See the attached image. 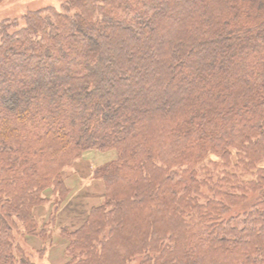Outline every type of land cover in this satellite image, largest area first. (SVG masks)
Listing matches in <instances>:
<instances>
[{"label":"trees","instance_id":"16d2710c","mask_svg":"<svg viewBox=\"0 0 264 264\" xmlns=\"http://www.w3.org/2000/svg\"><path fill=\"white\" fill-rule=\"evenodd\" d=\"M23 19L0 23V264H36L17 237L48 244L90 151L116 158L103 201L56 227L65 264H264V0H62Z\"/></svg>","mask_w":264,"mask_h":264},{"label":"rangeland","instance_id":"374dc122","mask_svg":"<svg viewBox=\"0 0 264 264\" xmlns=\"http://www.w3.org/2000/svg\"><path fill=\"white\" fill-rule=\"evenodd\" d=\"M62 0H2L0 2V23L6 20L18 21L19 27L25 25L23 17L30 10L43 9L53 6L59 9ZM116 158L115 152L100 153L98 151H90L86 153L80 160L75 162V166L69 167L67 174V184L71 188L72 193L69 202L60 206V214L57 224L53 228L51 238L44 244L43 241L35 238H29L23 241L18 236V244L32 255V260L36 264H65L69 261L66 255V240L59 235L58 225H69L72 229H76L83 223L87 211L91 207L100 204L104 199L105 183L97 173V170ZM256 195H251L249 201L240 207L238 211L249 209L252 200ZM234 212H237L234 210ZM53 209L44 210V216L50 219ZM42 251V253L40 252ZM142 256L135 257L129 264H140Z\"/></svg>","mask_w":264,"mask_h":264}]
</instances>
